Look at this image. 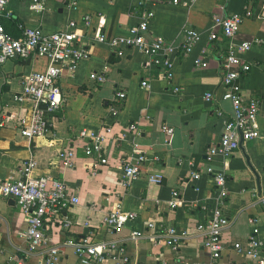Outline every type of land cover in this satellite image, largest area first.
<instances>
[{"label":"crops","instance_id":"crops-1","mask_svg":"<svg viewBox=\"0 0 264 264\" xmlns=\"http://www.w3.org/2000/svg\"><path fill=\"white\" fill-rule=\"evenodd\" d=\"M38 2L42 9L33 11L31 0L8 1L7 14L0 18L7 35L18 38L24 28H38L43 34L68 31L69 22L84 33L83 19L87 16L89 30L124 36L147 7L153 13L144 34L147 40L161 37L180 44L186 29L198 31L202 38L186 58L173 57L170 80L160 76L154 61L133 49H124L118 57L105 45L82 40L80 45L88 49V58L58 78L62 103L48 115L50 134L31 140L18 133L16 120L22 112L13 96L26 76L44 70L46 60L29 57L0 65V179L9 174L16 177L20 163L32 159L35 176L58 179L78 199L75 206L62 211L61 215L71 221L67 229L44 221L45 243L34 252L24 242V216L15 203L11 206L9 199H0V264H39L49 248L58 251V264H76L77 258L65 243L81 238L121 244L128 264H208L203 235L195 230L205 217L200 207L214 203L207 166L222 171L226 178L227 198L222 213L229 224L221 233L223 249L217 264H249L231 249V244L242 243L254 234L264 241V0H196L189 7L173 6L168 0ZM244 7L251 16L242 19L234 41L252 42L242 56L250 68L242 78L241 94L259 100L254 126L260 137L241 142L230 157L215 156L206 164L205 150L217 141L224 118L231 115L229 101L219 98V64L226 45L220 36L209 42L207 33L212 16L239 13ZM201 55L206 67L195 68L193 61ZM90 73L102 75L104 82L90 81ZM142 81L148 83L147 89L140 87ZM116 91L124 92L122 102L115 98ZM206 93L212 99L206 101ZM109 109L116 111L112 118ZM217 111L224 118L218 117ZM131 124L135 131L128 129ZM162 127L171 128V133L166 136ZM80 131L102 135L100 157L106 159V164H100L96 156L83 154L88 139L79 136ZM133 146L147 161L140 176L123 185L120 161L130 155ZM59 151L71 152L70 167L59 161ZM245 158L258 176L257 187ZM90 171L95 174L90 175ZM195 173L199 179L192 181ZM149 176H158L160 183L149 182ZM172 191L178 193L179 201L171 209L168 202ZM114 205L135 215L131 227L117 232L102 227L101 218ZM147 223L164 224L185 233L177 251L147 231ZM132 229L140 233L137 239L130 238ZM99 264L112 262L106 259Z\"/></svg>","mask_w":264,"mask_h":264},{"label":"built area","instance_id":"built-area-1","mask_svg":"<svg viewBox=\"0 0 264 264\" xmlns=\"http://www.w3.org/2000/svg\"><path fill=\"white\" fill-rule=\"evenodd\" d=\"M8 1L0 0V18L7 14L5 10ZM195 1L168 0L171 5L181 7H189ZM30 9L39 11L42 5L38 0H31ZM249 16H251L250 11L244 7L239 13L211 17L207 40L215 42L220 36L221 41L226 45L225 55L219 64V98L229 101L231 115L224 118L221 112L217 111L218 117L224 120L217 141L204 152L206 164H209L215 156L230 157L238 149L239 141L245 142L260 137L254 126L259 110V100L252 97L246 99L241 94L242 78L250 68L242 56L249 50L252 42L234 41L239 24L243 18ZM152 17V11L146 7L141 12L139 22L130 26L124 36L118 37L108 36L97 29L89 30L87 16L83 19V28L86 30L84 33L75 30V25L69 22L68 27L71 29L68 31L43 34L38 28H24L20 37L13 38L6 34L0 23V65L8 60H25L29 57H41L46 60L44 70L26 76L21 82L20 91L13 96L14 103L22 112L16 120L19 135L31 140L50 134L51 124L48 115L54 113L62 103L57 80L63 73H71L78 62L88 58V49L80 45L82 40L90 45H105L118 57L122 56L124 49H133L154 61L160 76L170 80L173 57L189 56L202 36L196 30L186 29L183 31L180 44L168 42L161 37L147 40L144 34L148 32ZM193 65L199 69L206 67L202 55L194 59ZM88 78L95 84L104 82V77L96 73H90ZM140 87L147 89L148 83L142 81ZM115 98L122 102L125 98L124 92L116 91ZM204 99L208 101L212 99V95L206 93ZM115 113V109H109L111 118ZM104 119H107L106 116ZM128 129L135 131V126L131 124ZM162 131L168 136L172 130L162 127ZM79 136L88 139L83 148V154L87 157L96 156L100 164H106V159L100 157L102 135L96 132L80 131ZM71 156L70 151L57 153V158L66 167L71 165ZM146 161L143 152L133 146L130 155L120 161L122 184L127 185L138 178L142 172V165ZM35 166L32 159H27L17 167L16 177L9 174L0 179V199H13L19 212L24 216L26 227L23 238L30 252L37 251L45 243L42 230L44 221L50 222V225L58 229H67L71 221L61 215L62 211L78 203V199L58 179L47 175L35 176L33 174ZM206 173L212 181L214 203L212 206L200 207L205 217L195 225V230L203 235L202 248L208 253V264H217L223 249L221 233L229 224V220L222 213L227 198L226 178L222 171L215 172L209 166L206 168ZM94 174V171H90V175ZM191 178L192 181H196L199 179V174L195 173ZM147 180L154 184L160 183L158 176H149ZM178 201V193L172 191L168 202L169 207L171 209L176 207ZM135 219L133 213L122 211L119 206L114 205L101 218V225L108 232H117L125 226L131 227ZM145 227L147 231L153 233L154 237L162 238L164 244L174 252L177 251L180 240L185 237V233H178L173 227H167L164 224L147 223ZM254 235L242 243L234 242L231 244V249L247 259L249 264H264V241L257 239ZM139 236L140 233L137 230L130 231L131 239H137ZM65 245L72 249L77 258L76 264H99L106 259L112 264H128L121 244L93 243L87 238H81L77 241H67ZM58 259V251L55 248H49L39 264H58Z\"/></svg>","mask_w":264,"mask_h":264},{"label":"water","instance_id":"water-1","mask_svg":"<svg viewBox=\"0 0 264 264\" xmlns=\"http://www.w3.org/2000/svg\"><path fill=\"white\" fill-rule=\"evenodd\" d=\"M41 108H43V107H41ZM263 141H264V136H263ZM240 144H241V141H239V145H238V147L240 146ZM245 159H246V158H245ZM246 163H247V165H248V169H249V171L251 172L252 177H253L254 180H255L256 187H257V185H258V176H257V174L254 172V170L249 166V164H248V162H247V159H246ZM9 202H10V205H11V206H14V200H13V199H9Z\"/></svg>","mask_w":264,"mask_h":264}]
</instances>
